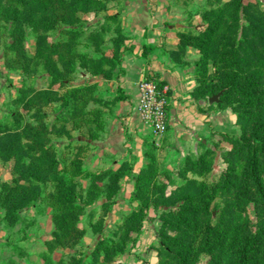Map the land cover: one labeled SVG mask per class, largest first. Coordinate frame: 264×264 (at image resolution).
Returning <instances> with one entry per match:
<instances>
[{"label": "rangeland", "instance_id": "374dc122", "mask_svg": "<svg viewBox=\"0 0 264 264\" xmlns=\"http://www.w3.org/2000/svg\"><path fill=\"white\" fill-rule=\"evenodd\" d=\"M7 1H3L4 6L8 5ZM139 1H147L152 11L161 8L165 12L173 6L176 12L175 19L154 21L156 27L150 30V26H145V31L142 30L136 35L134 30H130L132 27H126L125 30L122 23L126 46L124 50L131 49L135 55L134 48L136 46L138 49L142 48L141 54L147 65L151 64L150 57H153L158 68L171 72L183 69L186 80L195 81L194 86L186 93V98L181 97L179 100L187 109L189 103L195 104L197 110L204 115L203 125L209 132L197 136V140L204 148L197 154L195 152L187 154L196 157L210 148V153L205 156L202 166L192 165L196 170L204 171L201 174L185 171L183 162L186 156L181 159V163H174L170 157L177 156V153L174 151L170 153L165 149L171 137L169 124L171 105L168 109L167 130L161 138L141 119L143 132L139 135L140 139L135 141L134 132L126 130L124 101L126 99H120L119 96L125 95L120 87L123 72L121 63L113 70L110 78L103 74H95L94 68L80 65L82 58L78 55H82L88 62H91L90 57L97 60L103 54L110 57L113 55L115 22L96 17L93 12L81 13V26L85 29L84 34L76 42L75 49L78 52L76 56L61 49L56 53L47 47V44L53 42H68L69 37L66 33L57 29L46 32L27 21L23 22V45L14 49L12 45L15 26L7 19L9 13L4 10L0 13V121L12 124L14 114L18 111L22 114L23 122L37 125L39 120L36 118V111L44 110L46 117L42 120L54 129L49 137L55 147L54 153L62 157L61 166L69 163L77 148L76 145L90 141L92 147L84 161L86 171L99 172L110 169L113 175L111 172L100 181L94 182L87 175L75 176L69 168L63 172L67 181L77 182L78 194L82 196H78V202L83 205V211L77 216L78 232L76 235L66 237L57 222V216L63 213V206L57 201L60 189L56 181L44 176L40 180L35 178L27 180L26 174L20 172V167L27 170L30 168L16 162L14 158L6 160L0 155V192L6 191L10 185L20 190L33 185L39 190V195L37 194L34 200H30L17 211L13 221L6 218L4 206L0 207V264H92L94 260L101 264H181L179 258L187 253L188 264H214L219 256L227 257L236 246L234 236L238 235L236 228L242 222L241 210L245 209L249 216L254 213L253 206H245L241 201L237 183V187L226 186L227 178L224 173L227 166L222 160L224 151L233 148L228 137L238 138L241 134L238 112L233 106L239 96L236 94L229 96L223 90H219L224 78L217 76L216 68L211 62L205 67H200L199 63L202 61L200 49L192 46L182 48L179 44L181 33L193 27L197 30L205 29L209 20L215 15H221L227 4H236L239 0ZM241 4L244 6L239 11L241 29L233 47L238 45L239 38L245 40L242 45L247 53L243 52L240 56L246 60L251 59L252 69L260 73L264 81V0H241ZM22 15L25 16L26 12ZM101 23H105L107 28L103 31L106 41L102 45L103 54L100 51L102 49L97 50L90 38L92 31L98 30ZM224 27L225 24L222 22L220 28ZM149 45H154V49L146 52L145 49ZM232 51V56H235V51ZM65 53L74 58L76 71H67V87L62 88L52 82L48 70L52 64L63 69L59 54ZM251 56L252 58H249ZM210 83H213L214 87L209 85ZM90 84L94 86L91 90L93 96L86 105V110L87 112L98 110L106 125L96 141L88 138V120H84L85 125L80 130L71 129L72 122L55 123L56 116L62 112V106L54 99L60 97L62 93H69L77 86ZM200 84L203 88L201 92H197L196 88ZM42 92L45 95H42ZM24 94L30 102L32 101L31 106L30 103L23 102ZM214 94H219V100L210 103L209 98ZM64 115L66 114L63 113L62 116ZM179 117L181 116H178V119ZM64 127L71 129L69 130L71 137L62 133ZM134 127L138 129L137 126ZM128 128L133 129L132 126ZM203 139L206 140L205 143L202 142ZM108 140L113 144L111 147H107ZM147 152L154 153L160 164L158 181L162 196L158 200L159 206L150 207L140 234L133 232L130 234L132 239L125 240L124 252L111 256L110 251L102 248L98 254H94L100 240L109 242L112 247H117V243L121 241L125 218L137 205L131 197L134 190L132 176L145 164ZM185 187L192 196L197 192H203L212 197L210 201L212 216L199 224L190 249L185 245H178L182 239L177 238L178 232L170 226V223L175 221L167 214L170 210L178 209L179 197L176 193ZM89 197L96 199V202L90 203ZM108 198L110 202L106 203ZM258 221L260 229L264 231V210L261 214L252 216L255 225ZM245 234L247 233L243 232V235ZM162 237L166 238L165 242ZM256 256L262 259L260 264H264V244Z\"/></svg>", "mask_w": 264, "mask_h": 264}, {"label": "trees", "instance_id": "16d2710c", "mask_svg": "<svg viewBox=\"0 0 264 264\" xmlns=\"http://www.w3.org/2000/svg\"><path fill=\"white\" fill-rule=\"evenodd\" d=\"M3 1L0 0V13L6 10V13H9L8 17L6 16L7 19L15 26L13 32L15 38L12 45L14 49L21 48L23 45V22L27 21L32 22V25L46 32L57 29L66 33L69 37L68 42H53L47 44V47L50 51L56 53H59V49H61L77 56L76 42L84 34L83 29H85L81 26V13L93 12L96 17H102L108 22L116 23L113 55L110 57L103 54L102 45L106 43L103 31H106L107 28L105 23H101L98 30L92 31L90 38L97 50L102 49L100 51L103 55L98 58L99 60L90 57L91 62L86 61V58L83 59L82 55H78L82 58L80 65L94 68L93 72L95 74H103L107 78H110L113 70L120 65L122 51L126 49L124 44L125 34L119 14L108 12L109 2L113 0H8L6 6H4ZM241 7L244 8L241 0L236 4H227L221 15H215L214 18L209 20L205 29L197 30L193 27L187 32L181 33L179 44L182 48L192 46L200 49L202 52L200 67H205L211 62L216 68L217 76L224 78L219 90H223L229 96L234 94L239 96L233 106L236 107L238 112L241 134L238 138L228 137L233 144V148L224 151L222 155V160L227 166L224 175L227 178L226 186L234 185L237 187V183L239 186L237 192L241 201L245 206H253L254 213L259 215L264 210V81L260 77V73L252 69L251 59L246 60L240 56L243 52L247 53L242 45L245 40L241 39L242 37L239 38L240 44L238 43L233 47L241 29L239 12ZM23 12H26L25 16L22 15ZM222 22L225 24L224 28H220ZM153 49L154 46L149 45L145 51L151 52ZM232 50L235 51V56H232ZM249 58H252V56ZM59 60L63 69L52 64V66H49L48 72L52 76L54 84H59L62 88H65L67 87V71H76V64L74 58L66 53L59 54ZM146 77L158 81L159 84H168L157 74H148ZM209 85H213V83ZM93 87L92 84L77 86L69 93H62L60 97L54 99L58 100L62 106V112L56 116L55 123L59 121L72 122L71 129L80 130L85 125L84 120H88V138L91 141H96L100 133L105 130L106 125L99 116L101 113L98 110L89 112L86 110V105L93 96L91 95ZM202 88L203 86L200 84L196 88L197 92H201ZM48 92L46 91V93ZM41 94L45 95L43 92ZM169 95L170 97L172 95L171 88ZM119 96L120 99L128 98L127 95L123 94ZM22 100L25 104L30 103L29 106H31L32 101L30 102L26 94H24ZM63 113L66 114L64 117L62 116ZM35 115L39 120L37 125L23 122L22 114L18 111L14 114L12 124L0 121V155L6 160L14 158L16 162L25 164L27 168H30V170H27L20 167V172L26 174L25 179L27 180L33 178L40 180L44 176L56 181V185L60 189L57 201L63 206V213L57 216L58 226L60 230L63 229L62 231L66 234V237L68 235L73 236L79 230L77 216L83 211V205L78 202V196L80 195L77 190V182L67 181L63 172L69 168L75 176L87 175L96 182L100 181L103 176H108L111 172L113 175V171L110 169L99 172L86 171L84 161L88 156L89 149L92 147L90 141L76 145L77 148L69 163H64L61 166L62 157L54 153L55 147L49 137L54 129L43 122V117H46L44 110L38 109ZM71 129L64 127L62 133L71 137L69 131ZM210 150V148H207L204 153L196 157L187 155L183 162L184 170L201 174L204 170H196L195 166L192 165L202 166L205 156L210 153ZM146 156L145 164L132 176L134 190L131 197L134 202H137V205L125 218L121 241L117 243V247H112L109 242L100 240L97 242L94 254H98L102 248L108 250V252L110 251L111 256L124 252L125 240L132 239L130 234L133 232L137 235L140 234L150 207L157 208L159 206L158 200L162 196L158 181L160 164L154 153L147 152ZM16 169L19 170L18 167ZM116 178L118 176L115 177V181ZM24 188V190H20L10 185L6 191L0 192V207L4 206L6 218L11 221H13L17 211L21 210L30 200H34L37 194L39 195V190H36L33 185ZM188 190L185 187L177 191L176 195L179 197L178 209L170 210L167 214L175 221L170 223V226L178 232L177 238L182 239L178 242V245H185L187 249H190L193 246L194 236L198 232L199 224L205 218L212 216L213 211L210 208L211 196L203 192H197L192 196ZM89 202H96V199L89 197ZM108 202H110L109 198L106 203ZM254 213L249 216L245 209L241 210L242 222L236 228L238 235L234 236V245L236 246L228 256V253L226 254L227 257L222 258V256H219L214 264H260L262 262V259L256 255L264 244V231L262 228L260 229L259 221L256 223L257 225L252 222V216H255ZM243 232L247 234L243 235ZM163 241L165 242L166 238H163ZM210 250H213V248H210ZM179 259L181 264H188V253L182 255ZM92 264L101 263L94 260Z\"/></svg>", "mask_w": 264, "mask_h": 264}, {"label": "crops", "instance_id": "0c3cea01", "mask_svg": "<svg viewBox=\"0 0 264 264\" xmlns=\"http://www.w3.org/2000/svg\"><path fill=\"white\" fill-rule=\"evenodd\" d=\"M174 8L175 7L171 6L170 10H165V12L162 11L161 8L152 11L150 10V7H148L147 1L113 0L109 2L108 12L111 14L118 13L125 30L126 27H132L130 30H134L136 35L139 32L141 33L142 30L145 31V26H150V30L156 27L154 21L170 18H172L170 20H174L176 15ZM138 48L139 47L136 46L133 50V52L136 53L135 55H133L131 49L124 50L121 62L123 72L120 77V87L124 90V94L128 96V98L124 100L126 101V130L128 129L129 131L134 132L135 141L140 139L139 135L143 132V129L141 125L142 121L138 112V103L140 100L139 83L146 76V73L151 75L157 74L162 80L167 81L172 90L170 103L172 107L170 108L169 118L171 137L169 138L170 143L168 142L165 149L170 153L173 151L176 152L177 156H171L170 158L172 161L174 160V163H181V159L183 160V157L187 156V154H191L192 152L197 154V152L203 150L204 146L199 143L197 136L200 137V134L209 132V130L207 128L205 129L203 125L204 115L197 110L198 108L196 105L188 102L189 107L187 109L186 105L179 100L181 97L186 98V93L194 86L195 81L190 79L186 80L183 69L171 72L166 69L158 68L153 57H150L152 59L151 64L147 65L146 59L141 54L143 49ZM182 108L185 109L183 110ZM178 116H181L179 117L180 120L178 119ZM133 125L137 126L138 129H135ZM128 126H132L133 129L130 130ZM113 135L114 134H112V136ZM193 138H195L194 141ZM108 142L107 147H111L113 144H110V140H108ZM202 142L205 143L206 140L203 139ZM138 150L139 149H137V151Z\"/></svg>", "mask_w": 264, "mask_h": 264}, {"label": "built area", "instance_id": "2783aa9c", "mask_svg": "<svg viewBox=\"0 0 264 264\" xmlns=\"http://www.w3.org/2000/svg\"><path fill=\"white\" fill-rule=\"evenodd\" d=\"M139 88V115L161 137L167 130L170 86L145 77L140 81Z\"/></svg>", "mask_w": 264, "mask_h": 264}, {"label": "water", "instance_id": "95a60500", "mask_svg": "<svg viewBox=\"0 0 264 264\" xmlns=\"http://www.w3.org/2000/svg\"><path fill=\"white\" fill-rule=\"evenodd\" d=\"M219 100V94H214L212 95L210 98H209V102L210 103H213L215 101H218Z\"/></svg>", "mask_w": 264, "mask_h": 264}]
</instances>
